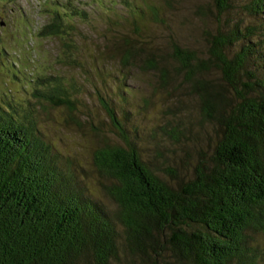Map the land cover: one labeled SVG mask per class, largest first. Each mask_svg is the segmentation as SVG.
Returning <instances> with one entry per match:
<instances>
[{"label": "trees", "instance_id": "trees-1", "mask_svg": "<svg viewBox=\"0 0 264 264\" xmlns=\"http://www.w3.org/2000/svg\"><path fill=\"white\" fill-rule=\"evenodd\" d=\"M232 1L212 0L215 16L231 10ZM43 4L49 20L35 37L66 41L64 28L77 15ZM239 12L248 22L219 19L212 33H203L204 57L172 42L167 64L138 45L119 48L123 66L156 73L160 86L172 64L217 136L210 156L196 151L191 176L179 181L164 166L165 179L143 164L114 112L98 99L121 143L92 155L105 181L98 190L112 210L75 188L32 119L0 111V264H129L123 255L143 264H256L245 256V234L264 232V0L244 1ZM35 80L32 98L74 111L65 99L71 85ZM172 134L180 138L179 130Z\"/></svg>", "mask_w": 264, "mask_h": 264}, {"label": "rangeland", "instance_id": "rangeland-1", "mask_svg": "<svg viewBox=\"0 0 264 264\" xmlns=\"http://www.w3.org/2000/svg\"><path fill=\"white\" fill-rule=\"evenodd\" d=\"M244 1L233 0L231 10L216 17L212 0H0V111H13L10 115L17 120L32 119L38 137L50 147L58 167L68 170L75 188L109 210L113 206L98 190V183L105 181L92 155L105 144L121 143L98 99L114 112L152 173L168 179L160 171L168 166L183 180L191 176L197 150L203 158L211 155L216 130L199 118L196 101L172 64L167 85L160 86L156 73L123 66L119 48L123 42L138 45L167 64L172 42L204 57L203 33H212L217 21L248 22L239 12ZM43 2L61 4L77 15L64 28L70 31L66 41L35 37L49 20ZM42 78L71 85L65 99L69 97L73 112L32 98L35 79ZM174 130L180 138L169 135ZM246 232L245 256L264 264V232ZM122 258L143 264L127 255Z\"/></svg>", "mask_w": 264, "mask_h": 264}]
</instances>
